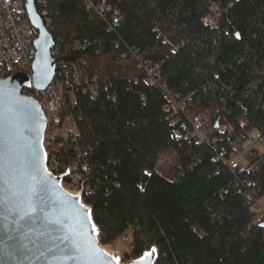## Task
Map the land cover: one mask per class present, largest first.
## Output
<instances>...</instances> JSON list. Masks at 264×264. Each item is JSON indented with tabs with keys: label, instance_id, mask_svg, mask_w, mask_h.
Segmentation results:
<instances>
[{
	"label": "trees",
	"instance_id": "obj_1",
	"mask_svg": "<svg viewBox=\"0 0 264 264\" xmlns=\"http://www.w3.org/2000/svg\"><path fill=\"white\" fill-rule=\"evenodd\" d=\"M84 1L35 5L55 59L97 70L101 82L93 99L78 93L77 139L64 148L65 158L80 154L88 164L83 181L92 191L82 198L100 241L130 231V257L155 244V264H264V218L256 219L264 151H249L246 167L229 169L213 148L183 138L187 115L213 107L232 128L217 150L238 147L251 127L264 131V0H108L116 24ZM212 10L219 19L210 28ZM132 47L161 64L162 79L185 99L182 111L164 109Z\"/></svg>",
	"mask_w": 264,
	"mask_h": 264
},
{
	"label": "water",
	"instance_id": "obj_2",
	"mask_svg": "<svg viewBox=\"0 0 264 264\" xmlns=\"http://www.w3.org/2000/svg\"><path fill=\"white\" fill-rule=\"evenodd\" d=\"M23 1L27 18L38 35L34 41L36 51L32 74L15 72L0 77V195L8 196L9 185L20 191L33 184L39 188L40 178L45 173L50 174L47 179L49 191L46 193V211L50 219H60L62 224L48 223L43 217L37 218L35 223L20 221L19 224H14L13 220L17 216L0 212V264H88L87 257L81 253L65 251L70 241H76L85 251L88 241L93 238L101 249L102 246H110L100 241L99 227L93 218L92 207L83 200L82 192L71 191L62 185V179L68 175L69 168L66 173L55 175L46 164L42 144L45 115L37 100L24 94L22 90L31 86L42 89L49 84L56 70L55 59L51 55L55 41L36 8L35 0ZM235 35L239 37L237 31ZM219 121L217 118L215 128H218ZM34 156L39 161V172L33 168ZM33 176L36 177L35 180L32 179ZM259 224L264 227V221ZM93 225L98 230V235L93 234ZM29 228L32 232L25 236L24 233ZM9 235L18 237V241L9 240ZM63 237H68V240H63ZM20 244H27L28 248L20 249ZM12 245L19 250L14 252ZM153 248L156 251L151 258L142 261L144 253ZM111 250L116 254L111 256L107 253L106 256L96 258L94 264H116L113 257L119 256L116 250ZM157 256L154 244L125 264H155Z\"/></svg>",
	"mask_w": 264,
	"mask_h": 264
},
{
	"label": "built area",
	"instance_id": "obj_3",
	"mask_svg": "<svg viewBox=\"0 0 264 264\" xmlns=\"http://www.w3.org/2000/svg\"><path fill=\"white\" fill-rule=\"evenodd\" d=\"M87 8H93L102 17H108L111 24L119 22V16L113 13L114 6L108 0H85ZM232 2L228 4V7ZM25 8L22 0H0V77L12 75L15 72L32 74L35 58L34 41L37 30L25 17ZM219 15L213 12L205 18L207 27H214ZM48 24L51 23L47 18ZM51 26V25H50ZM47 27V26H46ZM183 45V43H181ZM179 45L173 46V51ZM131 51L136 60V66L143 72L145 83L155 87L165 98L164 109L171 113L182 111L186 105L185 99L180 98L171 90L161 76V64L146 58L142 52L134 47ZM56 50H51L55 59ZM56 70L49 84L42 89L31 86L23 88L22 92L35 98L45 115V128L42 144L45 149L46 164L55 175L66 173L62 185L71 191L84 193L92 191L90 185L83 181L87 163L82 161L80 154L64 157V148L67 142H75L78 135V119L81 114L76 112L79 105L78 93L82 92L95 98L100 81L97 70L89 73L76 61L56 60ZM213 108H202L192 115H187L190 130L183 136L184 139H195L205 143L215 150L213 159L221 162L229 169H242L247 166L246 154L256 150L257 146L264 147V131L251 127L246 133V139L238 147L227 149L216 148L224 132L230 133L232 128L224 125L222 129L209 126L208 119L216 117ZM185 121H182L184 123ZM256 219L264 218V208L257 205Z\"/></svg>",
	"mask_w": 264,
	"mask_h": 264
},
{
	"label": "snow or ice",
	"instance_id": "obj_4",
	"mask_svg": "<svg viewBox=\"0 0 264 264\" xmlns=\"http://www.w3.org/2000/svg\"><path fill=\"white\" fill-rule=\"evenodd\" d=\"M33 168L39 172V161L37 157H33ZM50 178V174L45 173L44 176L40 178L38 181L39 188L36 185H28L23 191L18 190L15 186L9 185L8 196L0 195V212H7L9 215H15L18 218L13 220L14 224H19L20 221L32 222L35 223L37 218L43 217L46 222L54 223V224H62V220L55 219L52 220L48 217V213L46 211L48 206V199L46 197V193L49 191L47 186V179ZM33 180L36 179L35 176L32 177ZM2 191V190H0ZM80 207H83L81 205ZM89 219H90V210H88ZM7 219V216L3 217ZM92 231L94 235H98V230L95 229V226H92ZM32 232V229L29 228L27 232L24 233L25 236H29ZM43 235V233H41ZM9 240H17L18 237H14L9 235ZM63 240H68V237H63ZM13 251H18L15 245H12ZM27 244H20V249H27ZM31 251V249H28ZM51 251V248H49ZM65 251H71L73 253H81L86 256L88 259V264H94V260L96 258H100L108 255L103 251V249L99 248L95 239H91L87 243V251L81 248V246L76 241H70L69 244L66 245ZM155 248L151 249L150 252L144 253V257H142V261L145 259H150L151 256L155 253ZM8 254V253H6ZM41 255L43 253L41 252ZM27 258V257H25ZM74 258V257H71ZM116 261V264H120L119 257H113Z\"/></svg>",
	"mask_w": 264,
	"mask_h": 264
},
{
	"label": "rangeland",
	"instance_id": "obj_5",
	"mask_svg": "<svg viewBox=\"0 0 264 264\" xmlns=\"http://www.w3.org/2000/svg\"><path fill=\"white\" fill-rule=\"evenodd\" d=\"M214 10V8H213ZM212 10V12H213ZM214 110V115L217 114V109L215 107H213ZM216 121V117H210L208 119L209 122V126H213L214 123ZM224 127V124L219 123L218 128L222 129ZM237 147V145L235 146ZM256 151H258L259 153L264 151V147L262 146H257ZM250 161V158L248 157L246 159V164L248 165ZM260 205L261 208H264V201H260ZM105 245H109L112 249L117 251V254L120 258V263L121 264H125L127 263L129 260L132 259V257H130V251H131V233L130 231H126L123 235H121L120 237H118L117 239L113 240L110 243H106Z\"/></svg>",
	"mask_w": 264,
	"mask_h": 264
},
{
	"label": "bare ground",
	"instance_id": "obj_6",
	"mask_svg": "<svg viewBox=\"0 0 264 264\" xmlns=\"http://www.w3.org/2000/svg\"><path fill=\"white\" fill-rule=\"evenodd\" d=\"M102 249H103L106 253L110 254L111 256H113V255L116 254V253H115L113 250H111V248L108 247V246H102Z\"/></svg>",
	"mask_w": 264,
	"mask_h": 264
}]
</instances>
